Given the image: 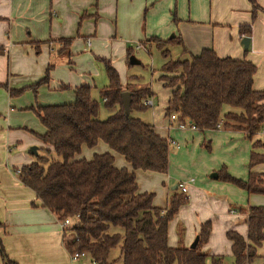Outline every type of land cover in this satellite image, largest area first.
<instances>
[{"label": "trees", "instance_id": "trees-1", "mask_svg": "<svg viewBox=\"0 0 264 264\" xmlns=\"http://www.w3.org/2000/svg\"><path fill=\"white\" fill-rule=\"evenodd\" d=\"M253 20L260 10L256 0H247ZM240 34L251 35L249 24L238 28ZM69 42V40H66ZM165 58L160 82L169 90L164 116L175 113L189 118L200 131L221 127L243 132L251 141L245 179L230 175L222 166L217 180L231 183L248 194L264 195V172L253 168L264 163V142L255 135L264 128V90L253 88L256 66L245 59L219 57L212 48H202L196 55L186 51L182 39H146ZM178 45L186 58H169L167 46ZM128 58L132 55L127 49ZM108 85L99 92L109 110L104 120L97 118L99 104L92 98L90 86L72 88L71 103L35 105V115L44 128L38 135L45 155H36L30 164L18 169V179L31 189L41 206L59 221L69 218L63 243L69 255L86 254L92 262L108 264L110 252L118 247L121 264H221L220 256H208L201 247L208 240L209 222L200 225L195 248H171L167 245L169 222L187 198L174 192L165 208L151 204L152 194L137 193L134 172L117 169L109 153L94 154L91 160H73L81 146L93 147L98 140L122 155L134 170L165 173L169 165L168 140L158 135L150 123L132 116L148 106L144 100L153 96L149 86L130 88L122 85L117 71L103 59ZM49 65L45 76L30 86L33 91L48 83ZM66 88V86L64 87ZM21 90L11 91L13 95ZM131 93L130 112L124 114L121 92ZM210 151L209 143L204 145ZM53 152L56 158H52ZM246 237L233 230L226 232L231 243L234 264H250L259 256L256 248L264 241V206H248ZM0 227L2 224L0 223ZM69 235L66 236L65 234ZM0 256L5 264H16L5 253L0 240Z\"/></svg>", "mask_w": 264, "mask_h": 264}, {"label": "crops", "instance_id": "crops-1", "mask_svg": "<svg viewBox=\"0 0 264 264\" xmlns=\"http://www.w3.org/2000/svg\"><path fill=\"white\" fill-rule=\"evenodd\" d=\"M104 2L107 5L103 7L99 4L100 0H0V223L2 224L0 240L8 258L16 264H93L88 256L78 261L70 259L64 247L59 220L51 211L41 206L35 193L21 184L18 179V169L33 161L27 152V147L33 139L26 131V128L28 129L26 118L22 116L23 108L26 106L16 102V95L10 92L37 83L45 76L48 66L51 65L50 61L58 64L59 61L67 60L71 63L74 37L84 40L86 48L92 47L90 36L96 35L101 18L100 11L102 12L103 9L109 11L113 6L112 2L118 7V0H104ZM234 25L239 28L246 24L234 22ZM244 36L238 31V40L243 48L242 54H239L241 47L228 54L212 49L219 57L248 60L256 66V72L258 68L260 71L261 65L264 68V63L261 59L260 64L258 58H264V53L256 49V45L250 48L251 35L248 36L249 46L244 48L241 43ZM151 37L161 39L156 35ZM86 39L90 41L89 46L86 45ZM146 39H138V42L145 46ZM142 45L139 44L138 48ZM202 48L207 47L203 46L200 50ZM248 48L249 55L245 56ZM54 65L52 64V67ZM256 72L253 76V88L264 90V70L263 73ZM44 85L48 87L49 83ZM79 85L90 86L86 82H81L71 86L69 90L67 84H57L58 91L66 90L71 94L72 100L39 104L71 103L74 99L72 88ZM167 122L168 127L163 126L166 121L160 125L151 124L158 135L179 144V148L174 146L169 148V165L165 173L134 170L122 155L113 151L102 140H98L93 147L82 145L73 160L81 158L91 160L94 154H111L115 168L134 172L137 193L152 194V206L162 209L167 206L168 199L174 192L180 193L177 187L174 188L177 183L193 178V182L187 183L189 200L187 197L186 202L179 207L168 224L167 245L171 248H188L198 234L200 225L209 222L210 233L201 251L208 256H220L224 251L232 255L231 243L226 237V232L233 230L246 237L247 207L264 206V195L248 194L243 190L242 199L238 201L245 205H234L233 197L222 194L220 189L223 185L209 175L216 172L219 163L230 167L240 157H246L248 160L251 141L243 137L242 131L233 128L220 127V131L199 129L191 131L174 127L168 119ZM30 131L41 135L44 133V128L41 133ZM220 138L228 142V149H231L229 160H214L205 153L204 145L209 143L211 149V142L214 145ZM254 138L259 139V134ZM253 170L264 172V163L256 165ZM247 172L248 169L244 173L237 172V174L245 179ZM175 224L176 233H172ZM67 234L66 236L69 235ZM216 234L221 239L220 243L213 240ZM262 244L256 248L258 256L264 254L261 251L264 250ZM117 257L118 255L115 258ZM115 258L110 257L109 261ZM0 264H5L1 256ZM118 264H121L120 260Z\"/></svg>", "mask_w": 264, "mask_h": 264}, {"label": "rangeland", "instance_id": "rangeland-1", "mask_svg": "<svg viewBox=\"0 0 264 264\" xmlns=\"http://www.w3.org/2000/svg\"><path fill=\"white\" fill-rule=\"evenodd\" d=\"M256 1L260 10L257 11L253 20L250 14L251 6L247 0H118V7H116L115 2H112L113 6L109 11L103 9L99 13L101 18L96 35L90 36L92 47L86 48L84 40L74 37L73 55L70 57L71 63L67 60L59 61L58 64L50 61L51 65H55L49 69L48 87L42 84L44 86L33 91L30 86L34 83L30 86L25 85L22 88H17V90L23 89L16 94V102L26 106L23 108L22 116L26 118L28 126L26 131L33 139V142L27 147L29 156L32 160L36 158L30 153L31 147L37 148V155H45L44 145L39 140L38 135L30 131L34 130L36 133H41L43 130V126L32 107L41 105L39 103L53 104L72 100L71 94L66 90L58 91L57 84L65 83L70 90V87L75 84L88 83L92 98L99 104L97 118L104 120L108 116L109 110L104 106V101L99 94L100 90L108 85L103 59L108 60L117 71L122 85L133 83L130 86L133 89L148 85L153 93L151 97L153 106H148L143 111H133L132 116L156 125L166 121L163 126L168 127V117L164 116V108L169 90L162 85L159 79L165 58L154 44L147 42L143 46L138 42V39H148L152 35H156L167 40L173 34L182 39L186 51L191 54L199 53L198 50L203 46L214 48L223 54L234 52L236 48L241 47L239 54H242L243 48L238 40V26L236 27L234 22L237 24L245 22L251 26L252 30L250 48L256 45V49H260L264 53V0ZM99 4L103 7L107 5L104 0H100ZM139 44L142 46L138 48ZM128 48H131L135 59L139 60L138 64H127L126 51ZM167 49H169V58L173 60L187 57V54H184L178 45L167 46ZM248 55L249 48L245 56ZM258 59H260V64L261 59L264 63V58ZM263 70L261 65L260 71L258 68L256 73H263ZM215 131H220V129ZM257 134H259V139L264 142V129L263 132L261 130ZM227 143L221 138L214 145L211 142L210 151L205 149V153L214 160H229L232 152L231 149H228ZM50 156L56 158L53 152L50 153ZM247 162L246 157H240L230 167L224 163H219L215 170H219L224 165L230 175L241 178L237 172L244 173L247 169ZM216 181L223 185L220 189L222 194L233 197L234 205H245L238 201L242 199L244 193L242 189L231 183L217 179ZM184 192L188 197L189 188L187 186L184 188ZM171 232L176 233V224ZM216 235L213 240L220 243L221 239L218 238V234ZM261 251L264 253V250ZM117 255L118 247L110 252L111 258H115ZM220 257L221 264H234L230 253L227 254L224 251ZM108 264H118V260L115 258ZM206 264H212L210 257ZM250 264H264V254L254 259Z\"/></svg>", "mask_w": 264, "mask_h": 264}, {"label": "built area", "instance_id": "built-area-1", "mask_svg": "<svg viewBox=\"0 0 264 264\" xmlns=\"http://www.w3.org/2000/svg\"><path fill=\"white\" fill-rule=\"evenodd\" d=\"M86 45L89 46L90 45V41L89 39H86ZM144 104L147 105V106H152L153 105V101L151 98H148L146 100H144ZM168 120H169V123L171 125H174V127L178 128V129H181V130H196L198 129L197 126L189 120V118L185 117V118H178V116L175 114V113H171L169 116H168ZM222 125V121H219L217 123V129H220ZM169 144L171 146H174L175 148H179V144L176 143L175 141L173 140H169L168 141ZM190 182H193V178H189L188 180H184V181H180L177 183V188L179 189L180 193H182L186 198V194L184 192V188L187 186V183H190ZM71 225V221L69 218H66L62 221H59V227L64 235V231L70 227ZM87 256L86 254L84 253H78V252H75L73 253L72 255H70V259L72 261H78L79 259H82L83 257ZM94 264V262H93Z\"/></svg>", "mask_w": 264, "mask_h": 264}, {"label": "water", "instance_id": "water-1", "mask_svg": "<svg viewBox=\"0 0 264 264\" xmlns=\"http://www.w3.org/2000/svg\"><path fill=\"white\" fill-rule=\"evenodd\" d=\"M173 35H170V38H172ZM241 43L244 45V48H247L249 46V37L248 36H244L241 40ZM139 60L135 59V57L133 55H131L129 57V64H138ZM131 93L129 91H123L121 92V102H122V106L124 109V114L128 115L130 112V102H131ZM30 153L32 155H37V148L36 147H31L30 149ZM210 178H217V174L216 172H212L209 175ZM177 186H175L174 188H176ZM198 241V236L196 235L195 238L193 239L192 243L189 245V248H195L196 244ZM96 264V263H94ZM97 264H103V263H97Z\"/></svg>", "mask_w": 264, "mask_h": 264}]
</instances>
